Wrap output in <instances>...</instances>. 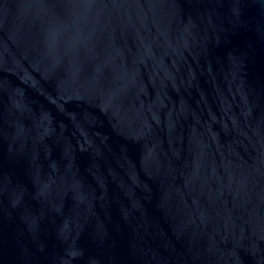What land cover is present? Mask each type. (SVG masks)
<instances>
[{
	"label": "water",
	"instance_id": "water-1",
	"mask_svg": "<svg viewBox=\"0 0 264 264\" xmlns=\"http://www.w3.org/2000/svg\"><path fill=\"white\" fill-rule=\"evenodd\" d=\"M0 264H264V0H0Z\"/></svg>",
	"mask_w": 264,
	"mask_h": 264
}]
</instances>
